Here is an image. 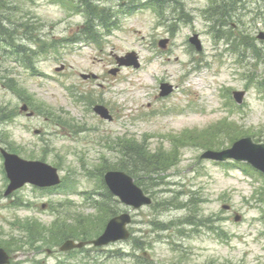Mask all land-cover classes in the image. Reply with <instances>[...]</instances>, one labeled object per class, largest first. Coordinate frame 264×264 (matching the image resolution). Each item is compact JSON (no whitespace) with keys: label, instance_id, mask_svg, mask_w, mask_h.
Listing matches in <instances>:
<instances>
[{"label":"rangeland","instance_id":"obj_1","mask_svg":"<svg viewBox=\"0 0 264 264\" xmlns=\"http://www.w3.org/2000/svg\"><path fill=\"white\" fill-rule=\"evenodd\" d=\"M150 1L101 0V7H113L112 14L120 18L118 28L109 36L99 32L95 44L71 45L66 42L82 33L83 19L68 13L64 3L6 0L10 8L15 4L22 9L35 23L43 43L53 44L55 51L34 57L32 72L41 73L38 75L14 64L0 67V77L9 75L22 96L18 98L0 84V120L5 117L8 121L0 122V147L25 160L45 161L70 187L43 196L24 188L7 200L0 158V247L7 254L20 248L27 257L37 252L33 262L24 264H264V180L245 170L243 163L199 161L203 142L196 140L199 132L212 125L206 138L214 151L246 137L264 144V39L257 38L264 32V14L256 11L255 0H246L245 10L234 5L237 16L230 17L237 27L230 29L234 36L243 32L248 39L244 48V41L236 44L231 38L230 42L240 46L233 54L230 47L222 51L226 42L218 43L205 34L211 23L202 18V11L214 0H163V7H170L161 9L167 12L161 20L149 10H140L139 5ZM122 2L131 8L130 16L118 14L120 9L126 10L120 8ZM257 7L264 8V0ZM261 20L263 24H258ZM194 33L198 44L189 43ZM162 39H168L164 49L159 46ZM131 52L139 58L140 70L121 68L111 74L116 68L113 57ZM61 65L63 71L57 72ZM79 74H94L97 80L84 81ZM250 81L260 87L246 90ZM161 83L175 88L170 96L159 98ZM69 88L73 95L108 108L116 117L114 122L98 120L87 103L75 106ZM225 89L246 92L240 109L229 106L222 96ZM27 103L34 117L21 113V106ZM228 118L232 124L222 128L219 121ZM143 134L146 138L142 140ZM131 136L144 143L149 155L160 149L177 151L179 157L172 168L156 175L135 174L151 205L128 209L133 218L131 239L103 249L87 247L58 254L53 248L61 240L55 237L58 228L50 224L52 216L33 207L40 210L42 204L69 203L60 209L67 216L62 225L69 228L78 220L88 222L89 240L93 239L98 232L96 213L83 203L80 193L94 192L99 166L115 163L120 154L115 142ZM182 136L196 142L186 144L180 141ZM172 139L179 142L174 147L169 144ZM72 192L76 196L68 195ZM25 200L32 207L15 206ZM116 209L124 211L120 205ZM235 215L241 217L240 222H234ZM26 219L40 223L36 228L31 221H17ZM48 250L55 253L49 256Z\"/></svg>","mask_w":264,"mask_h":264},{"label":"water","instance_id":"obj_2","mask_svg":"<svg viewBox=\"0 0 264 264\" xmlns=\"http://www.w3.org/2000/svg\"><path fill=\"white\" fill-rule=\"evenodd\" d=\"M192 43H196L192 40ZM120 66H134L137 67L135 59L131 56H127L125 59L117 60ZM167 90L164 88L162 95H166ZM240 101V100H239ZM25 110V108H23ZM94 111L99 114L102 118L109 119L107 112L102 107H96ZM209 154L213 159L225 160L228 158H233L237 161H248L254 167L260 169L264 173V145L255 146L249 139L241 140L233 145V147L225 152L219 154ZM4 157V169L6 172L7 179L10 184L6 190V195L10 194L12 191L20 188L25 183H30L37 187H49L58 184L55 170L47 167L46 165L39 162H26L19 159L15 155L6 154L2 151ZM117 177V176H116ZM122 182L127 184V189L124 191H119L117 194L121 198H125L124 203L131 205L134 208H139L142 205L149 204V199L145 198L142 192L131 184V181L125 177L121 178ZM129 222V218L124 215L117 219L112 220L106 230V234L112 236L111 240L123 239L126 236L123 227ZM101 238L100 240H102ZM99 242H95L98 244ZM73 247L71 243L67 242L63 245L62 250H67ZM0 252V264L2 262L3 256ZM3 255V254H2Z\"/></svg>","mask_w":264,"mask_h":264},{"label":"trees","instance_id":"obj_3","mask_svg":"<svg viewBox=\"0 0 264 264\" xmlns=\"http://www.w3.org/2000/svg\"><path fill=\"white\" fill-rule=\"evenodd\" d=\"M8 12L14 13V9L9 8H0V26L2 24L11 22V18L7 16ZM85 13L86 23H85V32H82V36L85 40H91L94 38V32L97 27L105 31H109V29L115 24L114 18L115 16L109 10L105 8H100L99 5L94 4L93 2L84 3L83 14ZM3 15V16H2ZM3 30L0 28V33ZM6 36H10L11 33L6 31ZM131 165L129 169L131 172L135 174L136 170L138 173L142 172V174H148L149 176L152 173L151 171L158 170V168L163 167L168 160L162 159L160 155L148 156L144 150H141L140 146L131 145ZM126 169V168H125ZM67 234V233H66Z\"/></svg>","mask_w":264,"mask_h":264},{"label":"flooded vegetation","instance_id":"obj_4","mask_svg":"<svg viewBox=\"0 0 264 264\" xmlns=\"http://www.w3.org/2000/svg\"><path fill=\"white\" fill-rule=\"evenodd\" d=\"M208 14H210V19L217 18L213 20V27L215 28L212 29V31H215L216 29L217 32H222V35L219 36V38L223 40L226 39V34H231L232 28L235 29V27H237L230 21V16L234 13L231 11L229 12L228 6H226L223 10L213 8L212 10L208 11Z\"/></svg>","mask_w":264,"mask_h":264},{"label":"bare ground","instance_id":"obj_5","mask_svg":"<svg viewBox=\"0 0 264 264\" xmlns=\"http://www.w3.org/2000/svg\"><path fill=\"white\" fill-rule=\"evenodd\" d=\"M229 12H230V9H229Z\"/></svg>","mask_w":264,"mask_h":264}]
</instances>
